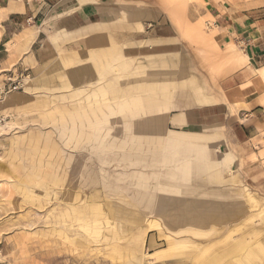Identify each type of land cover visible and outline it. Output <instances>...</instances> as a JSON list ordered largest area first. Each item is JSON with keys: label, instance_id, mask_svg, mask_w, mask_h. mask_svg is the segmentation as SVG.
I'll return each instance as SVG.
<instances>
[{"label": "rangeland", "instance_id": "rangeland-1", "mask_svg": "<svg viewBox=\"0 0 264 264\" xmlns=\"http://www.w3.org/2000/svg\"><path fill=\"white\" fill-rule=\"evenodd\" d=\"M183 3L190 25L189 10L202 16L205 1L166 2L164 9L177 18ZM3 17L0 10V98L20 95L0 104V264H264L263 140L225 139L235 157L222 160L224 185L216 190L202 185L206 177L197 172L192 178L186 167L183 173L182 161L168 171L140 172L128 161L115 162L117 152L119 159L133 158L119 155L131 150L129 138L112 136L110 122L85 121L81 89H66L63 74L32 61L24 34L6 39ZM201 21L198 30L184 26L191 52L192 35L209 31L211 19ZM195 64L206 61L196 56ZM9 78L22 86H10ZM213 148L212 158L221 160L222 147ZM165 182L169 186L159 191L157 184ZM201 199L222 205L219 221L203 224ZM172 200L186 201L172 209ZM186 213L191 217L184 221ZM187 238L189 259L181 257L185 253L169 258L173 251L154 255L169 242L184 246Z\"/></svg>", "mask_w": 264, "mask_h": 264}, {"label": "crops", "instance_id": "crops-1", "mask_svg": "<svg viewBox=\"0 0 264 264\" xmlns=\"http://www.w3.org/2000/svg\"><path fill=\"white\" fill-rule=\"evenodd\" d=\"M204 1L202 16L189 10L190 25L184 3L177 18L164 9L166 2L174 6L180 0H0V10L6 39L24 34L32 61L63 74L66 89H81L85 121L110 122L112 136L129 138L131 150L119 155L133 158L119 159L117 152L115 162L128 161L140 172L168 171L182 161L183 173L186 167L192 178L197 172L206 177L202 185L216 190L224 185L222 160L234 156L225 139L264 141V0ZM201 17L210 18L213 27L192 35L191 52L184 26L200 29ZM196 56L207 65L196 66ZM213 146L222 147L221 160L212 158ZM139 177L142 183L147 178ZM164 185L169 186L157 184L159 191ZM215 200L198 204L204 225L220 220L215 217L222 205ZM172 201L174 209L186 200ZM190 217L183 214L184 221ZM186 241L169 242L154 255L173 251L169 258L185 253L187 260Z\"/></svg>", "mask_w": 264, "mask_h": 264}, {"label": "bare ground", "instance_id": "bare-ground-1", "mask_svg": "<svg viewBox=\"0 0 264 264\" xmlns=\"http://www.w3.org/2000/svg\"><path fill=\"white\" fill-rule=\"evenodd\" d=\"M27 94V93H26ZM16 95H20V94H8L6 95L4 98H0V104L3 106V105H7L9 104L10 102H13L15 100V97H19V96H16ZM85 122V121H84ZM251 193V192H250ZM253 196V195H251ZM254 197V196H253ZM258 197V196H257ZM255 197V198H257ZM253 198V199H255ZM252 199V201H253ZM258 199V198H257ZM256 200V199H255ZM253 202H256V201H253ZM260 202V201H259Z\"/></svg>", "mask_w": 264, "mask_h": 264}, {"label": "built area", "instance_id": "built-area-1", "mask_svg": "<svg viewBox=\"0 0 264 264\" xmlns=\"http://www.w3.org/2000/svg\"><path fill=\"white\" fill-rule=\"evenodd\" d=\"M207 27H208L209 29L212 28V27H213L212 22H209V23L207 24ZM7 82H8V83H11L10 86H12V85L14 84V85H15V86H14L15 89H18L19 87L22 86L20 82H18V84H16L15 82H13V81H12V78H9Z\"/></svg>", "mask_w": 264, "mask_h": 264}]
</instances>
